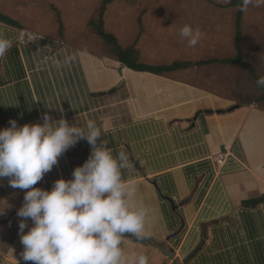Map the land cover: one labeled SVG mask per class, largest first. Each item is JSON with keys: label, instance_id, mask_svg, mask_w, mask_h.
Wrapping results in <instances>:
<instances>
[{"label": "crops", "instance_id": "1", "mask_svg": "<svg viewBox=\"0 0 264 264\" xmlns=\"http://www.w3.org/2000/svg\"><path fill=\"white\" fill-rule=\"evenodd\" d=\"M0 29L15 41L0 59V128L10 119L42 122L44 113L107 127L104 140L114 152L128 153L133 167L126 175L140 181L141 196L160 217L149 239L166 245L173 259L149 242L126 238L128 248L146 254L149 264H264V109L253 102L242 113L243 105L232 102L236 106L228 110L231 104L194 81L124 67L120 86L98 71L71 101L61 86L66 83L56 85L39 68L47 64L45 47L23 39L24 29ZM90 151L80 140L36 187L70 179ZM219 155H227L222 167ZM23 196L0 182V198L10 205L0 215V264H32L20 259L17 209Z\"/></svg>", "mask_w": 264, "mask_h": 264}, {"label": "clouds", "instance_id": "2", "mask_svg": "<svg viewBox=\"0 0 264 264\" xmlns=\"http://www.w3.org/2000/svg\"><path fill=\"white\" fill-rule=\"evenodd\" d=\"M249 5L264 6V0H241L240 10ZM179 35L195 47L203 33L185 24ZM14 43L0 29V59ZM256 84L264 87V76ZM107 131L93 119L80 125L63 115L53 119L48 113L43 114L42 122L18 125L10 119L8 126L0 128V179L8 178L11 188L24 191L23 203L17 209L23 261L149 264L146 254L127 247L126 238H152L160 217L141 196L140 181L126 175L133 167L128 153L123 149L114 152L107 145ZM80 140H86L91 151L73 169L72 177L57 178L50 189L36 187ZM8 207V202L0 198V215ZM29 220L31 226L26 223ZM11 253L14 255L12 248Z\"/></svg>", "mask_w": 264, "mask_h": 264}, {"label": "rangeland", "instance_id": "3", "mask_svg": "<svg viewBox=\"0 0 264 264\" xmlns=\"http://www.w3.org/2000/svg\"><path fill=\"white\" fill-rule=\"evenodd\" d=\"M212 1L215 5L206 0H111L106 28L118 37L123 48L135 45L142 53L143 62L149 65L234 57L237 9L216 6H227L232 0ZM102 3L103 0H0V12L21 23L27 32L25 39L34 38L36 42L29 41L45 47L42 59L47 64L39 68L52 76L56 85L59 79L66 83L61 86L67 87L71 101L77 98V89L83 88V81L94 74L93 77H98V71L103 77H110L111 81L115 77L120 82L117 63L99 59L88 51L100 50V40L91 33L89 22L98 18ZM185 24L203 33L195 47H190L179 35ZM239 44L243 59L253 63L259 75H264V6L249 5L243 11ZM238 71V67L224 68L221 63H215L211 67L177 72L171 77L194 81L220 95L223 103L231 104L228 110L236 106L232 102H243L240 108L243 113L247 110L245 100L239 101L237 97L243 91L256 97L262 92L249 76L237 84ZM258 107L264 109V103Z\"/></svg>", "mask_w": 264, "mask_h": 264}, {"label": "trees", "instance_id": "4", "mask_svg": "<svg viewBox=\"0 0 264 264\" xmlns=\"http://www.w3.org/2000/svg\"><path fill=\"white\" fill-rule=\"evenodd\" d=\"M206 2L210 4L215 3L212 0H206ZM111 4V0H103L102 6L98 10V18L92 19L89 22V25L92 27L91 33L98 37L100 40L101 45L99 44L100 50L93 51L88 50L93 56L98 57L99 59L108 60L111 63H117L119 67H124L134 72L138 73H150L158 76H169L171 77L172 74L177 72H185L193 68H204V67H211L215 63H221L224 68H239V74L236 76V83L240 84L243 79L251 78L255 81L264 75H259L256 71V67L253 63H247L243 59V52L241 50L239 44L240 38V25L242 22L243 11L240 10L241 8V0H232L227 6H219L220 8H236V20H235V37H234V48H235V55L234 57H229L225 59H209L205 61H198V62H190V61H176L171 65H160L154 66L149 65L142 60V53L136 49L134 46H129L127 48H123L119 42L118 37L109 32L106 28V13L107 7ZM141 22V20H140ZM0 24L17 27L23 29L21 23L15 19H12L2 12H0ZM97 59V58H96ZM98 60V59H97ZM246 81V80H245ZM251 83L250 80H247ZM252 84V83H251ZM244 85V84H243ZM241 86V85H240ZM258 86V85H257ZM245 89V86H242ZM262 92V95L256 97L255 95H249L248 92L243 91L240 96L237 98L239 101L241 99L245 100V104H262L264 103V87L258 86ZM242 89V90H244ZM243 100V101H244ZM243 102H240L239 105H242Z\"/></svg>", "mask_w": 264, "mask_h": 264}, {"label": "water", "instance_id": "5", "mask_svg": "<svg viewBox=\"0 0 264 264\" xmlns=\"http://www.w3.org/2000/svg\"><path fill=\"white\" fill-rule=\"evenodd\" d=\"M22 37H23V39H25L27 37V32L23 31ZM29 40L34 42L35 39L30 37ZM120 73H121V71H120ZM4 181H8V179L7 178L0 179V182H4ZM129 239H131L132 241L142 242V243H148L149 242L151 245L156 247L160 252H163L165 255H167L173 259L172 251H169L166 248V245H158L157 243H155L153 240H150V239H145V240H138V239H134V238H129Z\"/></svg>", "mask_w": 264, "mask_h": 264}, {"label": "built area", "instance_id": "6", "mask_svg": "<svg viewBox=\"0 0 264 264\" xmlns=\"http://www.w3.org/2000/svg\"><path fill=\"white\" fill-rule=\"evenodd\" d=\"M226 158H227V155H219L216 160L217 165L219 167H222L225 163Z\"/></svg>", "mask_w": 264, "mask_h": 264}]
</instances>
